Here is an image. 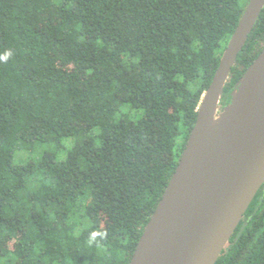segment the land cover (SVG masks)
<instances>
[{"label": "trees", "instance_id": "obj_1", "mask_svg": "<svg viewBox=\"0 0 264 264\" xmlns=\"http://www.w3.org/2000/svg\"><path fill=\"white\" fill-rule=\"evenodd\" d=\"M249 1L0 0V264H130ZM216 264H264V185Z\"/></svg>", "mask_w": 264, "mask_h": 264}, {"label": "water", "instance_id": "obj_2", "mask_svg": "<svg viewBox=\"0 0 264 264\" xmlns=\"http://www.w3.org/2000/svg\"><path fill=\"white\" fill-rule=\"evenodd\" d=\"M250 0L204 93L195 126L130 264H216L264 185V49L218 114L262 11Z\"/></svg>", "mask_w": 264, "mask_h": 264}, {"label": "rangeland", "instance_id": "obj_3", "mask_svg": "<svg viewBox=\"0 0 264 264\" xmlns=\"http://www.w3.org/2000/svg\"><path fill=\"white\" fill-rule=\"evenodd\" d=\"M122 112L127 114L131 120H138V119L142 118V116H143L142 110H139V111L131 110L128 106H125L122 109ZM76 140H77V138H68V139L64 140V149H63V151H61L58 154V157H57V159L59 161H62L65 159L67 150L76 142ZM47 149H48V146H41L39 150L42 152V151L47 150ZM25 153H26L25 157L22 161L18 160V158L16 159V161H18L19 163L27 162L31 158V154L28 152H25Z\"/></svg>", "mask_w": 264, "mask_h": 264}]
</instances>
